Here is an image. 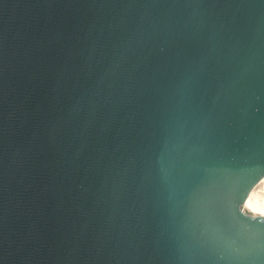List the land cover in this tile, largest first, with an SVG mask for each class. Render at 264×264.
I'll use <instances>...</instances> for the list:
<instances>
[{
    "label": "water",
    "instance_id": "obj_1",
    "mask_svg": "<svg viewBox=\"0 0 264 264\" xmlns=\"http://www.w3.org/2000/svg\"><path fill=\"white\" fill-rule=\"evenodd\" d=\"M264 0H0V264H264Z\"/></svg>",
    "mask_w": 264,
    "mask_h": 264
},
{
    "label": "bare ground",
    "instance_id": "obj_2",
    "mask_svg": "<svg viewBox=\"0 0 264 264\" xmlns=\"http://www.w3.org/2000/svg\"><path fill=\"white\" fill-rule=\"evenodd\" d=\"M258 187H262L260 194L258 191L259 189L253 190ZM255 192H257V195ZM245 205L253 211L264 214V179H261L249 190V193L245 199Z\"/></svg>",
    "mask_w": 264,
    "mask_h": 264
},
{
    "label": "rangeland",
    "instance_id": "obj_3",
    "mask_svg": "<svg viewBox=\"0 0 264 264\" xmlns=\"http://www.w3.org/2000/svg\"><path fill=\"white\" fill-rule=\"evenodd\" d=\"M256 189H257V190L259 189L258 191H259V194H260V193H261L260 190L262 189V187H261V188H260V187L255 188V189H253V190H256ZM252 192H253V191H252ZM255 194L257 195V192H255ZM255 194H253V195H255Z\"/></svg>",
    "mask_w": 264,
    "mask_h": 264
}]
</instances>
